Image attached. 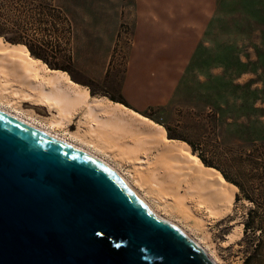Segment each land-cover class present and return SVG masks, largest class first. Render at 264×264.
<instances>
[{"label":"rangeland","instance_id":"1","mask_svg":"<svg viewBox=\"0 0 264 264\" xmlns=\"http://www.w3.org/2000/svg\"><path fill=\"white\" fill-rule=\"evenodd\" d=\"M0 3L7 18L19 20L57 61L71 59L75 82L88 84L96 96L122 98L191 141L195 155L232 178L240 175L254 202L234 200L217 218L192 202V217L169 215L219 264H264V0ZM22 105L48 115L38 105ZM130 165L117 163L127 176ZM251 209L260 229L249 233V242L242 230ZM194 216L203 227L192 226ZM240 224V237H229Z\"/></svg>","mask_w":264,"mask_h":264},{"label":"water","instance_id":"2","mask_svg":"<svg viewBox=\"0 0 264 264\" xmlns=\"http://www.w3.org/2000/svg\"><path fill=\"white\" fill-rule=\"evenodd\" d=\"M0 264H214L108 165L0 111Z\"/></svg>","mask_w":264,"mask_h":264},{"label":"bare ground","instance_id":"3","mask_svg":"<svg viewBox=\"0 0 264 264\" xmlns=\"http://www.w3.org/2000/svg\"><path fill=\"white\" fill-rule=\"evenodd\" d=\"M24 102L44 108L48 115L24 108ZM0 111L100 159L154 215L176 225L219 264L208 247L170 215L192 217V202L197 209L220 217L230 210L237 188L219 171L204 166L186 142L168 138L161 124L106 96L90 95L89 88L66 71L48 67L30 55L25 45L2 37ZM72 123L74 130L69 129ZM117 163L131 164L132 173L127 176ZM195 218L192 226L203 227L202 219ZM240 235L241 224L229 237Z\"/></svg>","mask_w":264,"mask_h":264},{"label":"trees","instance_id":"4","mask_svg":"<svg viewBox=\"0 0 264 264\" xmlns=\"http://www.w3.org/2000/svg\"><path fill=\"white\" fill-rule=\"evenodd\" d=\"M4 7H5V4L0 3V37H2L5 41L11 42V43H21L25 45L30 55L40 59L48 67L66 71L72 80L77 81L71 74V69H70L71 59L68 58L64 63L57 61V59L55 58V55L49 53V51L46 49L47 47L45 43L41 40L36 39V37L33 34L28 33L27 29L21 25L19 20H9L7 18V12ZM67 26L70 29H72V23L70 21L68 22ZM86 86H88L89 88L90 95H94L95 93H97L88 84H86ZM108 98L112 101L122 103L124 106L129 107L128 104L125 103V101L122 98L115 99L110 96H108ZM163 127L166 131V136L168 138L180 139L179 141L186 142L193 152L197 150V147L191 141H188L185 138L181 137L180 135L173 133L170 127L166 125H163ZM196 156L200 159V161L202 162L204 166L211 167L219 171L222 177L226 181L236 186L237 192L236 194H234L235 201L239 200L242 197V198L247 199L248 201L254 202V200L248 193V189L245 185L244 179L240 177L238 173L237 175L239 177L237 178H239V180L237 178L230 177L222 168L214 165L210 160L204 157L203 154L197 153ZM254 213H255L254 209L248 210L246 213V217L243 221L242 238L247 237V241L249 242L252 241V236L249 235V233L253 234L255 230L260 229L259 224L256 221V218L254 216Z\"/></svg>","mask_w":264,"mask_h":264}]
</instances>
